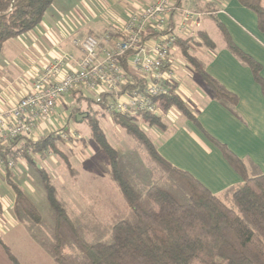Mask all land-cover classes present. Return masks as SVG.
I'll return each mask as SVG.
<instances>
[{
    "label": "trees",
    "instance_id": "1",
    "mask_svg": "<svg viewBox=\"0 0 264 264\" xmlns=\"http://www.w3.org/2000/svg\"><path fill=\"white\" fill-rule=\"evenodd\" d=\"M55 1L0 0V57L4 44L35 30ZM239 1L264 24L261 0ZM216 11L205 14L217 21ZM200 37L211 46L206 35ZM191 41L181 38L176 46L181 47L217 101L235 104V95L210 77L202 62L188 53ZM230 47L251 68L264 91L261 66L236 46ZM160 101L166 113L177 109L188 118H195L177 93L176 84ZM79 114L88 122L92 139L102 152L100 165L118 188L126 209L114 215L104 229L101 223H91L95 221L87 213L73 216L59 198L48 173L41 171L54 229L51 240L40 239L34 230L45 225L43 216L22 187L10 179L15 194L14 215L55 264H264V173L257 168L248 170L224 148L226 158L243 175L244 182L215 195L190 173L174 167L160 155L145 128L165 130L167 122L163 117L144 114L141 125L138 117L112 114L114 123L145 150L155 165L153 172L144 176L109 142L96 118L98 112L74 111V117ZM63 134L68 135L63 129L38 139L28 136L0 139V161L8 162L10 158L17 161L20 156L34 164L35 155L50 153L61 157L71 169L68 158L58 147L59 143L67 142ZM12 175L8 173L10 178Z\"/></svg>",
    "mask_w": 264,
    "mask_h": 264
},
{
    "label": "crops",
    "instance_id": "2",
    "mask_svg": "<svg viewBox=\"0 0 264 264\" xmlns=\"http://www.w3.org/2000/svg\"><path fill=\"white\" fill-rule=\"evenodd\" d=\"M155 1L149 0L140 7L129 4V0H124L123 4L108 0L109 4L104 8L107 15L102 18L101 13L95 12V6L91 7L88 3L83 6L79 4V0H56L40 25L25 34L28 36L27 46L36 49L34 53L37 52L41 56L40 59L44 63L42 70L49 63L67 55L74 57L69 66L76 69L82 53L73 46L75 38L83 39L88 35L101 38L109 33L117 41L121 39L119 32L128 18ZM172 4V26L181 21L183 10L202 14L196 19L199 27L193 33L182 35L183 38L194 37L188 53L201 61L206 73L235 95L237 100L235 104L217 101L201 75L195 71L181 47L177 45L173 53L176 56L173 58L176 66L174 83L177 93L195 118H188L177 109H172V112H176L172 113L171 121H167L166 129L159 130L160 133L155 134L156 138L151 139L167 162L190 173L213 194L222 195L244 182L243 175L226 158L225 149L242 161L248 170L257 168L264 173V91L251 68L242 62L230 47L236 46L258 63L261 66V78L264 80V24L260 23L253 10L245 7L239 0H172ZM261 4L264 8V0H261ZM79 6H83L84 10ZM210 10H217V21L224 31L217 21L205 14ZM97 21L102 23L101 32L95 24ZM213 28L219 33L217 39L210 33L215 30ZM203 34L209 38L211 46L204 43L200 37ZM19 38L9 41L20 40ZM145 40L149 44L156 38L149 33ZM11 63H0V113L12 108L30 93L29 79H34L42 71L36 70L33 68L35 64H31L29 74H22L18 61ZM130 63L129 58L123 63L129 72L132 70ZM193 71L200 77L203 86L198 81H189ZM17 81L22 82L23 88L18 92L21 94L19 97L15 95ZM71 97L78 102L73 106L71 113V117L76 121L80 114L74 117L75 110L80 113L94 110V102L91 99L93 96L89 92L70 93L61 103L64 104L63 102ZM83 102H86V105ZM94 112L101 114L99 111ZM45 131V127H40L34 137L38 139L45 136ZM1 205L4 203L0 195Z\"/></svg>",
    "mask_w": 264,
    "mask_h": 264
},
{
    "label": "rangeland",
    "instance_id": "3",
    "mask_svg": "<svg viewBox=\"0 0 264 264\" xmlns=\"http://www.w3.org/2000/svg\"><path fill=\"white\" fill-rule=\"evenodd\" d=\"M79 1L80 5L88 3L91 7L95 6V12L101 13L102 18L107 15L105 14L107 10L104 8L109 4L108 0ZM114 1L116 4L120 2L123 4L124 0ZM148 1L129 0V4H136L142 7ZM67 5H69V2H67ZM83 6H79V8L82 9L84 8ZM95 24L99 27L98 31L101 32L103 30L101 28L102 23L97 21ZM213 30L210 33L217 39L219 33L216 28H213ZM27 37L24 35L19 38L20 40L7 42L4 46L0 63L5 61V63L10 64L18 61L20 65L19 71L22 74L25 72L29 74L30 68L34 64L33 68L42 70L44 63L40 59L41 56L37 52L34 53L36 49L27 46ZM156 42L157 40H154L148 46ZM15 52H17L16 56ZM173 58H176V56L174 55ZM29 80L31 81L29 86L32 90L34 79ZM189 81L192 83L198 81L203 86L200 77L194 71ZM17 82L15 95L19 97L20 93L18 92H21L23 88L22 82ZM63 103L56 108V114L54 115L56 120L55 129L64 128L68 136L73 139L68 138V140H65L67 141L65 144H58L59 149L68 158L71 169L61 157L50 153L35 155L34 164H30L27 160L18 156L19 159L17 161L10 158L12 160L9 161L14 163L12 166H9V161H3L6 167L0 166V195L4 203V205L0 206V264H55L31 237L25 225L19 222L14 215L15 194L9 185L10 179L22 187L26 195L42 214L45 225L34 230V235L40 239L47 238L51 240L54 229L53 212L47 202L41 171L48 173L57 188L59 198L66 203L69 213L73 216H81L87 213V217L95 221L91 223H101L104 229L105 226L111 223L114 215L125 212L126 206L118 188L100 165V162L103 161L102 152L92 139L88 122L86 120L84 122V115H79L77 121L71 117L73 106L78 104L77 99L71 97ZM83 103L86 105V102ZM188 104L191 106L189 102ZM92 106L95 111L101 113L97 116L94 115V117L96 116L98 119L109 142L135 166L140 174H144V176L151 174L155 165L148 158L145 150L129 137L121 127L114 123L112 115L105 111L103 112L102 108L96 103H93ZM175 112L171 111L165 121L170 122L171 115ZM145 130L153 140L156 138L155 134L160 133L155 128H145ZM48 132L45 131V134ZM10 171L13 173L11 178L8 176V173H11ZM226 202L228 203L229 200Z\"/></svg>",
    "mask_w": 264,
    "mask_h": 264
},
{
    "label": "built area",
    "instance_id": "4",
    "mask_svg": "<svg viewBox=\"0 0 264 264\" xmlns=\"http://www.w3.org/2000/svg\"><path fill=\"white\" fill-rule=\"evenodd\" d=\"M172 10V0H156L128 18L117 41L109 33L101 38L95 35L75 38L73 46L82 53L77 68L69 66L74 61L71 55L45 66L35 76L30 93L0 113V139L20 136L37 139L34 136L40 127H45L48 133L63 130L55 129L54 115L58 105L73 91L89 92L103 111L138 117L141 125L144 114L165 120L171 111H164L160 99L175 85L176 41L194 38L182 35L193 33L199 27L196 19L202 15L183 10L181 21L172 26ZM149 33L157 40L150 46L145 40ZM127 58L131 60V72L123 65ZM62 138L68 140L69 136L63 134ZM1 165L6 167L3 161Z\"/></svg>",
    "mask_w": 264,
    "mask_h": 264
}]
</instances>
